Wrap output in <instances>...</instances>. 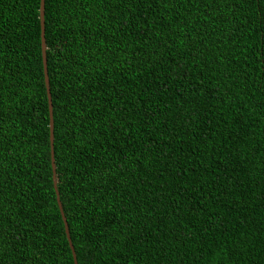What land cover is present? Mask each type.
I'll use <instances>...</instances> for the list:
<instances>
[{"label": "trees", "instance_id": "1", "mask_svg": "<svg viewBox=\"0 0 264 264\" xmlns=\"http://www.w3.org/2000/svg\"><path fill=\"white\" fill-rule=\"evenodd\" d=\"M39 1L0 0V264H74ZM44 25L77 264H264V0H44Z\"/></svg>", "mask_w": 264, "mask_h": 264}, {"label": "water", "instance_id": "2", "mask_svg": "<svg viewBox=\"0 0 264 264\" xmlns=\"http://www.w3.org/2000/svg\"><path fill=\"white\" fill-rule=\"evenodd\" d=\"M39 20H40V37H41V56H42V64H43V74H44V82L46 87V93H47V100H48V109H49V139H50V154H51V165H52V177H53V186L56 193V200L57 204L62 216L65 233L67 236V240L69 242L74 264H77L76 254L73 247V244L71 242V237L69 234V228L67 224V219L63 213L62 204L59 197V191L57 189V183H56V167H55V161H54V150H53V140H54V122H53V116H52V100H51V93H50V87H49V77H48V70H47V59H46V44H45V25H44V0L39 1Z\"/></svg>", "mask_w": 264, "mask_h": 264}]
</instances>
